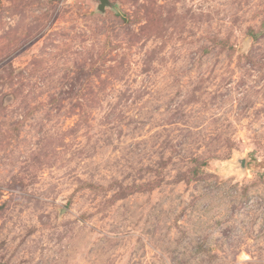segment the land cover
<instances>
[{
	"label": "rangeland",
	"instance_id": "obj_1",
	"mask_svg": "<svg viewBox=\"0 0 264 264\" xmlns=\"http://www.w3.org/2000/svg\"><path fill=\"white\" fill-rule=\"evenodd\" d=\"M0 0V264H264V0Z\"/></svg>",
	"mask_w": 264,
	"mask_h": 264
},
{
	"label": "water",
	"instance_id": "obj_2",
	"mask_svg": "<svg viewBox=\"0 0 264 264\" xmlns=\"http://www.w3.org/2000/svg\"><path fill=\"white\" fill-rule=\"evenodd\" d=\"M97 1H98L97 9L99 12H103L105 7L110 6L109 0H97Z\"/></svg>",
	"mask_w": 264,
	"mask_h": 264
}]
</instances>
